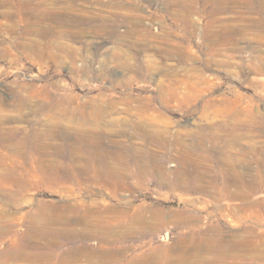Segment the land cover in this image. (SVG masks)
Here are the masks:
<instances>
[{"label": "rangeland", "instance_id": "rangeland-1", "mask_svg": "<svg viewBox=\"0 0 264 264\" xmlns=\"http://www.w3.org/2000/svg\"><path fill=\"white\" fill-rule=\"evenodd\" d=\"M0 11V256L29 228L74 227L32 252L264 264V0Z\"/></svg>", "mask_w": 264, "mask_h": 264}, {"label": "bare ground", "instance_id": "bare-ground-1", "mask_svg": "<svg viewBox=\"0 0 264 264\" xmlns=\"http://www.w3.org/2000/svg\"><path fill=\"white\" fill-rule=\"evenodd\" d=\"M11 2V0H3V3H9ZM9 7V6H8ZM13 14V13H12ZM0 15L4 16V17H11V13L9 11H0ZM229 140V139H228ZM228 143V142H227ZM226 143V144H227ZM92 144V143H91ZM229 145V144H228ZM76 147V146H75ZM92 147V146H91ZM89 148V147H88ZM97 149V148H94ZM93 149V150H94ZM96 151V150H95ZM61 167V166H60ZM61 169V168H60ZM240 175V174H239ZM263 175V174H262ZM238 176V175H237ZM13 178V177H12ZM233 179V178H232ZM247 180V179H246ZM247 182V181H246ZM250 183V181H249ZM251 186V185H250ZM240 195V194H239ZM242 200V198H241ZM60 209V208H58ZM90 215V214H89ZM95 218V217H94ZM66 219V218H65ZM64 220V217H63ZM62 220V221H63ZM70 221V220H69ZM79 224L81 222H78ZM57 225V224H56ZM59 225V224H58ZM70 225V224H68ZM2 226L3 224L0 225V236H2L3 233H8L9 231H2ZM9 226V225H8ZM67 226V225H66ZM73 226V224H72ZM80 226V225H78ZM35 227V226H34ZM46 227V226H45ZM50 227V226H49ZM77 227V226H76ZM83 228V227H82ZM87 231H85L84 229L82 230V233L84 234H91V231H89L88 229H86ZM54 233L53 234H47L44 230H42L41 228H29L28 230H26V232H24L23 234V238L22 241H18L16 239H8L10 240L8 243L7 248L5 249V251L3 252L2 256H0V264H18V261H24L27 264H31V259L36 260L38 262L45 263L48 262L49 264H54L57 261H63L65 259H68L71 255L70 252L68 253H61V255H59L56 258H53V256L51 257L50 254L45 251L43 253H38L37 255L34 254L35 252H32V247L36 246L38 247V244L36 243V239L38 238H45L47 241L46 244H44V246H58L59 244H61V238H68L69 236H73L77 233V230L75 232L74 227L73 228H65L62 227L61 229H53ZM79 234V233H78ZM71 238V237H70ZM108 240V239H107ZM44 247V248H45ZM47 252V253H46ZM73 252V251H72ZM82 252V251H81ZM75 253V252H74ZM92 253V252H91ZM90 254V253H89ZM94 255V254H93ZM115 256V255H114ZM89 257V255H88ZM106 257V256H105ZM92 258V257H91ZM89 261V260H88ZM4 262V263H2Z\"/></svg>", "mask_w": 264, "mask_h": 264}]
</instances>
